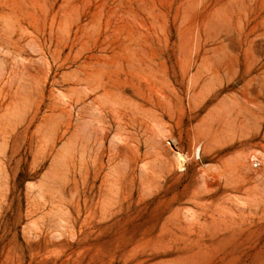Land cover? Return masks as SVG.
<instances>
[{"label": "rangeland", "instance_id": "1", "mask_svg": "<svg viewBox=\"0 0 264 264\" xmlns=\"http://www.w3.org/2000/svg\"><path fill=\"white\" fill-rule=\"evenodd\" d=\"M0 264H264V0H0Z\"/></svg>", "mask_w": 264, "mask_h": 264}, {"label": "bare ground", "instance_id": "2", "mask_svg": "<svg viewBox=\"0 0 264 264\" xmlns=\"http://www.w3.org/2000/svg\"><path fill=\"white\" fill-rule=\"evenodd\" d=\"M174 155H175L176 160L179 161V163H180V167H181V170L180 171H183V169L185 168V164H186L185 157L182 156L181 153L180 154L175 153ZM195 155L199 156L200 155V152L196 153Z\"/></svg>", "mask_w": 264, "mask_h": 264}]
</instances>
